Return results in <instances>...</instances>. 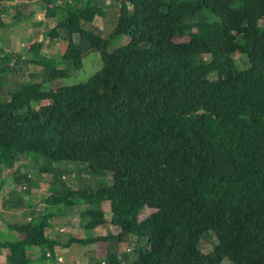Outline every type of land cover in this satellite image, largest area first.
I'll return each mask as SVG.
<instances>
[{"label":"trees","instance_id":"16d2710c","mask_svg":"<svg viewBox=\"0 0 264 264\" xmlns=\"http://www.w3.org/2000/svg\"><path fill=\"white\" fill-rule=\"evenodd\" d=\"M24 1L0 0V15L13 5L11 22L29 19ZM40 2L55 19L40 41L24 54L0 46V172L10 169L29 193L32 180L19 169L32 166L53 193L40 199L49 214L30 209L24 223L6 225L21 238L0 240L5 264H34L30 247L40 248L37 259L54 260L57 246L99 241L103 259L85 264H264V0ZM113 4L117 19L107 34L81 25ZM122 35L127 42L107 51ZM57 38L66 42L59 59L42 54L43 40ZM88 48L101 56L97 72L42 89L80 70ZM60 162L110 172L112 181L95 191L69 184ZM79 200L88 205L81 227L106 222V201L118 230L66 240L45 233L50 217ZM205 233L214 241L202 252ZM126 237L136 244L119 251Z\"/></svg>","mask_w":264,"mask_h":264},{"label":"rangeland","instance_id":"374dc122","mask_svg":"<svg viewBox=\"0 0 264 264\" xmlns=\"http://www.w3.org/2000/svg\"><path fill=\"white\" fill-rule=\"evenodd\" d=\"M19 1V0H17ZM21 11L29 15V19L17 22H11V15L14 13L15 6H10L7 12H4L0 17L7 23L6 26L0 28V46L6 51H19L24 54L26 48L33 41H40L41 33L44 28H49L55 23V19L46 18L43 14L44 8L40 0H25L23 2ZM117 19L116 5L106 7L103 16H96L93 22L82 23L85 28L92 26L100 30L102 33L107 34L113 28ZM79 26L73 25L71 30L73 39L78 40L77 30ZM128 37L125 35L114 38L107 46V51H111L115 47L127 42ZM44 46L41 53L46 56H53L59 59L60 55L64 52L66 42L61 39H44ZM236 59H240L238 54L235 55ZM82 68L78 71L69 73L66 77L60 78L55 82H43L42 89L50 90L59 86H66L74 83H79L87 80L92 74L97 72L102 66V59L100 54L94 49L88 48L82 54ZM67 65L60 63V66ZM240 66H243L242 64ZM64 88V87H63ZM32 107H37L39 103L32 102ZM32 156L31 152H27L23 157H20L18 163H26ZM59 167L65 168L63 178L69 184L75 182L76 186H86L89 191H95L99 185H109L112 181L110 172H103L100 174L86 173L80 170L78 163L74 162H60ZM27 172L32 182L29 185V193L25 192L21 187H16L12 176L11 170L2 168L0 172V180L3 179L4 183L0 190V240L14 241L20 239L21 236L16 231L9 229L6 225L9 223H24L29 214L30 209H38L41 214H49L48 206L40 202L41 197H46L53 193L50 188V182L44 174L40 173L32 166L20 167L19 172ZM75 179V180H73ZM23 201V202H22ZM27 202V204H25ZM25 204V205H24ZM62 205H54L53 209L56 210ZM88 205L79 200L73 207L68 208V211L58 216L49 218V226L45 229V233L52 235L60 240H66L70 236L82 237L88 235H99L105 233H115L118 230L117 226L109 222L111 212L106 201L100 203L101 210L103 211L106 222L103 225H97L92 229H85L80 225L88 220L87 215H83L82 211ZM147 210L142 211L139 216L144 215ZM78 223V225H77ZM214 236L205 233L200 239L199 249L202 252H207L211 249ZM119 251H126L134 244L136 239L126 237L125 240L119 242ZM56 255L63 257V261L59 263L54 262L53 258L47 257L43 260L37 259L40 248L30 247L27 249V254L31 257L34 264H85L88 259L83 255L84 250L92 251L97 254L100 259L104 257V243L94 242L86 245L73 244L70 247L63 249L57 246ZM5 251H0V264H5ZM220 264H230L226 258H223Z\"/></svg>","mask_w":264,"mask_h":264},{"label":"crops","instance_id":"0c3cea01","mask_svg":"<svg viewBox=\"0 0 264 264\" xmlns=\"http://www.w3.org/2000/svg\"><path fill=\"white\" fill-rule=\"evenodd\" d=\"M39 211V210H38ZM57 248L58 247H55V249H54V260H53V263L56 261V262H58L59 263V261L60 262H62L64 259H63V257L62 256H60V255H56V250H57ZM65 248H67V247H65ZM65 248H63V249H65ZM85 252H83V255H85L86 257H88V259L89 258H91V257H98V255L96 254H94L92 251H90V249L89 250H84ZM5 256V255H4Z\"/></svg>","mask_w":264,"mask_h":264},{"label":"built area","instance_id":"2783aa9c","mask_svg":"<svg viewBox=\"0 0 264 264\" xmlns=\"http://www.w3.org/2000/svg\"><path fill=\"white\" fill-rule=\"evenodd\" d=\"M100 1L104 2L105 4H108L110 3L111 0H100Z\"/></svg>","mask_w":264,"mask_h":264}]
</instances>
